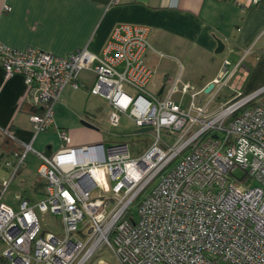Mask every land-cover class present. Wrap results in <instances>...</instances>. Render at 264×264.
<instances>
[{"label":"built area","instance_id":"2783aa9c","mask_svg":"<svg viewBox=\"0 0 264 264\" xmlns=\"http://www.w3.org/2000/svg\"><path fill=\"white\" fill-rule=\"evenodd\" d=\"M150 56L180 66L175 56L150 44L145 26L126 22L112 28L98 53L84 46L56 56L0 42L4 77L21 74L24 101L42 108L29 114L33 137L53 123L64 87L76 88L86 68L95 73L90 92L110 105V124L123 113L139 128L151 126L154 137L137 155L128 142L69 146L63 129L58 135L64 145L51 155L21 142L9 177L0 181L1 255L7 261L88 264L105 247L114 262L99 257L90 264H264V107L252 104L264 87L210 111V102L234 74L226 61L211 81L209 98L200 103L203 91L181 84L179 71L168 87L151 91ZM175 92L189 95L185 108L173 98ZM162 129L177 133L175 141L167 143ZM29 151L39 158L43 195L33 202L21 198L13 209L1 199ZM137 198L135 217L129 206ZM37 212L58 214L60 231L42 230Z\"/></svg>","mask_w":264,"mask_h":264},{"label":"crops","instance_id":"0c3cea01","mask_svg":"<svg viewBox=\"0 0 264 264\" xmlns=\"http://www.w3.org/2000/svg\"><path fill=\"white\" fill-rule=\"evenodd\" d=\"M240 2L117 0L115 4H109L110 0H0V42L17 49L31 46L56 56H65L84 46L98 53L116 24L143 25L147 28L150 44L180 62L178 67L173 60L149 57L155 74L149 85L155 91L168 87L179 71L181 84L188 83L193 86L192 90L203 91L198 95V100L203 103L206 100L204 89L220 76L225 61L226 70H234L208 106V110L214 111L237 96L264 87V0L245 7ZM217 40L223 44L220 51H216ZM94 79L95 73L86 68L80 72L76 88L64 87L54 105V121L47 128L52 134L58 135L59 129L67 130L61 109L64 103L67 104V98L72 97V90L81 88L89 94L85 102H92L89 101L88 109L92 112L99 110L104 102L110 108L104 97L90 92ZM24 94L23 76L14 74L5 78L0 66V181L9 177L16 162L12 155L14 145L4 138V134L8 132V137L16 138L20 144L30 143L32 148L36 139L29 114L22 108ZM185 94H180L177 99L173 97L183 108L189 101L183 102ZM90 95L93 99H89ZM98 96L100 100L96 99ZM80 97L76 100L78 109L72 111L76 116L88 117L91 113L86 111V104L80 106ZM214 100L216 105L212 104ZM260 105L264 107V103ZM98 143L103 142L92 144ZM63 145L58 147V140L52 135L40 141L39 149L35 151L51 155ZM29 152L20 172L26 170ZM36 181H32L31 189ZM103 258L114 262L111 254Z\"/></svg>","mask_w":264,"mask_h":264},{"label":"rangeland","instance_id":"374dc122","mask_svg":"<svg viewBox=\"0 0 264 264\" xmlns=\"http://www.w3.org/2000/svg\"><path fill=\"white\" fill-rule=\"evenodd\" d=\"M155 77V74H154ZM191 87H193L191 85ZM148 88L151 91H155L156 89L151 87L150 85ZM72 97L70 96L67 98V104L64 103L63 108L61 109V114L64 115L63 124L66 125L67 130L66 134L69 138V142L67 145L69 146H80L85 144H92L95 142H103L105 145L112 143V142H128V144L131 147L132 155H137L138 152L140 153L143 151L149 143L153 140V132L151 130L149 131H136L139 127H137L134 122L126 115V114H120L119 121L116 125H112L109 122L108 116L110 113V108L105 104V100L102 103V106L99 110H94L93 112L88 110L89 109V101L86 104V98L87 95H89L87 92H84L83 89L79 88L77 90H72ZM180 93L176 92L173 94L174 98H179ZM80 97V106L83 104H86V111H90V115L88 117H80L76 116L75 113H73L72 109L77 110V97ZM206 100L209 98L210 94L206 93ZM71 98V100H70ZM93 99V97L90 95L89 99ZM101 99V97H96V99ZM99 99V100H100ZM189 96L188 94H185L183 97V102L188 101ZM255 100L260 104L264 103V91L258 94L255 98ZM217 101H213L212 104L216 105ZM90 103H92L90 101ZM91 105V104H90ZM211 105L212 107H214ZM93 113V114H92ZM81 120L86 121L90 123L93 127H88L84 125ZM59 121V120H58ZM51 129H47L45 131H40L36 135V139L33 144V150L38 148V143L40 141H44L47 138H50L52 135L55 136V140H58V147L63 145L64 143L59 138V135L56 133L52 134ZM161 136L167 140V143L171 144L173 141H175L177 137V133H171L168 134L167 130L162 129L161 130ZM62 142V143H61ZM27 160H29L26 170L23 172H18L16 176L12 179L7 191L2 196V201L6 204L13 207V209H17L18 203L21 199V196L26 195L32 200H37L40 198V194H34L31 190V183L35 179L38 181H43L42 178H40L36 173V167L38 165L39 159L38 156L35 154V152L30 151L29 154L26 157ZM177 160H174V162L170 163V165L161 172V174H166L170 168L173 166V164ZM235 174L237 176L242 175V171L236 170ZM159 180V176L153 180L151 184L146 188L149 190L157 181ZM93 195L97 196L99 195L98 190H93ZM139 198V197H138ZM138 198L130 204L129 208L132 212V214L137 217V200ZM38 217L41 222L42 230H48L58 233L60 231L61 226V220L60 216L58 214L49 213V212H37ZM4 249L3 243L0 241V264L2 263L1 260V254L2 250ZM110 252L105 249V247L100 248L94 255V257L91 259L90 262L94 261V259H97L99 257H108ZM90 262L88 264H90ZM6 264H14L10 261ZM218 264H228L224 261H219Z\"/></svg>","mask_w":264,"mask_h":264},{"label":"trees","instance_id":"16d2710c","mask_svg":"<svg viewBox=\"0 0 264 264\" xmlns=\"http://www.w3.org/2000/svg\"><path fill=\"white\" fill-rule=\"evenodd\" d=\"M23 103H24V105H22V106H23L22 108L25 109L26 112H27L28 114H33V113H38V114H40V113L42 112V108L39 107V106L32 105V104H30V103H27L26 101H24ZM255 103H257L256 100H254L252 104H255ZM6 133H8V132H6ZM6 133L4 134V138H6L7 141L13 143L14 148H15V149H14L15 151H13V152H18V153L21 152V150H22V146H21V144L19 143V141H18L16 138H10V137H8V135H7ZM12 155H13V153H12ZM20 167H21V166H19V168L17 169V171H16L14 177H15L16 174L18 173ZM44 185H45L44 181H36V182L34 183V185H33V187H32L31 190L33 191L34 194H35V193H36V194H40V195H41L40 198H41L42 195H43V191H44ZM21 198H27L28 200H30V201H32V202L35 201V200L30 199V198L27 197L26 195L21 196ZM1 258H2V260H1L2 263H1V264H6V263H8V261H7L2 255H1Z\"/></svg>","mask_w":264,"mask_h":264},{"label":"water","instance_id":"95a60500","mask_svg":"<svg viewBox=\"0 0 264 264\" xmlns=\"http://www.w3.org/2000/svg\"><path fill=\"white\" fill-rule=\"evenodd\" d=\"M222 47H223V44L220 42V40H217L216 51H220V50L222 49ZM212 87H213V83L210 82V83L206 86V88L204 89V92H205V93L209 92V91L211 90ZM81 122H82L84 125L88 126V127H93L90 123H88V122H86V121L81 120ZM149 130H151V126H145V127H140V128H138V129H136V131H149Z\"/></svg>","mask_w":264,"mask_h":264}]
</instances>
